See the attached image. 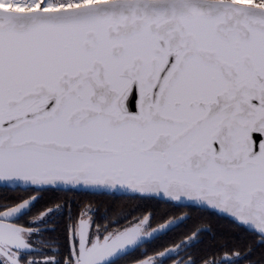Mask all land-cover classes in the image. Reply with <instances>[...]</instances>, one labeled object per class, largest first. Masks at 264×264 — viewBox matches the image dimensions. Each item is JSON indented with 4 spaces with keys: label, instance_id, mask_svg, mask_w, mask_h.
<instances>
[{
    "label": "snow or ice",
    "instance_id": "1",
    "mask_svg": "<svg viewBox=\"0 0 264 264\" xmlns=\"http://www.w3.org/2000/svg\"><path fill=\"white\" fill-rule=\"evenodd\" d=\"M0 184L131 190L264 237V0H0ZM34 199L0 205V264H39L40 229L19 223ZM69 231L43 264L148 242L141 225Z\"/></svg>",
    "mask_w": 264,
    "mask_h": 264
},
{
    "label": "flooded vegetation",
    "instance_id": "2",
    "mask_svg": "<svg viewBox=\"0 0 264 264\" xmlns=\"http://www.w3.org/2000/svg\"><path fill=\"white\" fill-rule=\"evenodd\" d=\"M10 189L13 191L16 190V188L11 187ZM67 191L68 192H66L65 195L70 197H74L80 192H82V194L88 193V191ZM30 192L33 191L30 190ZM89 194L90 192L88 195ZM33 196L36 197L34 200L35 202L38 196H40V193L36 192L15 202L12 201V196L8 195L7 197L0 198V205L14 207L23 200ZM68 204L72 206L71 209L68 208L65 210L64 207H62L64 203L59 205L57 204L47 207L44 211L36 216H33V211L30 209L28 214L22 216L19 221L21 225H32L33 227H38L40 229L39 234L33 237V240L35 241L34 246L36 248L34 258L39 262V264H43L45 259L53 255L56 256V259H60L61 261L67 257L70 248L71 235L69 226L77 222L80 218L88 219L92 224L93 230H96L97 228L101 230L107 228L109 232H120L131 226L141 225L143 228V233H145L160 224L174 220L182 215H186V218L183 220V222L180 223L178 227H174L166 234L161 235L158 239H168L173 236V232H176L181 228H183L182 231L186 230V232L191 230L189 234L181 240L191 236L197 230L200 231L192 240L181 245L178 249L171 253V256H161L160 254L166 249L177 245L181 240L177 243L170 244L161 250L152 251L148 245L154 240H157L153 239L145 243L142 247L132 251L122 259H119L117 264H143L145 260H159L164 261L165 264H191V262H194V264H205L206 261L208 264H213V262H215V264H223V262H232L233 260L238 261V264H264V237L249 231L247 228L240 226L236 222V224H233V221L230 220V218L213 210L194 206H177V204H175L174 209L166 210L164 213L165 216L168 215V218L163 221H159L158 223L153 224L150 217H146L128 226L110 228L109 226H104L96 222L93 207H87V205H81L73 202ZM49 209L53 211L49 212ZM3 210L5 209H0V211ZM193 216L195 217V226L189 229L184 225H186L187 222L193 218ZM41 219L43 220L42 223ZM145 221L147 222L142 223ZM62 222L66 223L67 234L65 241L60 239L63 235L49 236V232L53 231L55 227ZM228 232H231L235 236V239L240 240L241 244L238 243V245L236 243H232L228 245L229 240H227V237L230 234H228ZM199 245H201V248H199ZM202 246L210 249L211 247L215 246V248L211 251H203ZM32 258L33 257H29V259Z\"/></svg>",
    "mask_w": 264,
    "mask_h": 264
},
{
    "label": "trees",
    "instance_id": "3",
    "mask_svg": "<svg viewBox=\"0 0 264 264\" xmlns=\"http://www.w3.org/2000/svg\"><path fill=\"white\" fill-rule=\"evenodd\" d=\"M36 192L40 193V196L34 202V207H31L33 211V216L40 214L49 206L63 204L65 210L68 208L71 209L68 203L73 202L81 205H87V207H93L95 212V219L98 224L109 226L110 228H119L122 226H128L132 223H135L141 219L146 217H150L153 224L158 223L159 221H163L168 218V215L165 216L164 213L166 210L174 209L175 203L170 201H161L160 199L152 198V197H143L139 195H118L114 193H92L88 195L82 194V192L78 193L74 197H70L65 195L67 190L55 189V188H47L41 191H33L24 190L22 188L16 187V190L13 191L10 187H0V198L12 196V201H19L31 194ZM232 220V219H230ZM233 224H236L234 220H232ZM185 227L189 229L195 226V217L187 222ZM184 227V228H185ZM243 229V228H241ZM183 228L178 229L176 232H173V236L168 239H157L150 243L148 246L150 250L157 251L161 250L164 247L177 243L186 235L189 234L191 230L186 232L182 231ZM230 233V234H229ZM67 234L66 223L62 222L58 224L53 231L49 232V236L52 235L60 236L62 241H65V237ZM229 236L227 240H229L228 245L232 243H240L241 241L235 239V236L228 232ZM239 245V244H238ZM211 246V245H210ZM201 248V245H199ZM215 246L210 248H206L202 246L203 251H211L214 250ZM228 251V250H225Z\"/></svg>",
    "mask_w": 264,
    "mask_h": 264
},
{
    "label": "water",
    "instance_id": "4",
    "mask_svg": "<svg viewBox=\"0 0 264 264\" xmlns=\"http://www.w3.org/2000/svg\"><path fill=\"white\" fill-rule=\"evenodd\" d=\"M0 187H11V188H16L15 186H12V185H5V184H0ZM47 188H55V189H61V190L89 191V192H92V193H103V192H105V193H114V194H118V195L125 194V195H129V196H132V195H139V196H143V197H152V198L160 199V200H162V201H168L167 198H160V197L155 196V195L148 196V195H145V194H142V193H134V192H131V190H129V191H127V192H124V191H115V190H109V191H90V190H87V189H85V188H76V187H68V186H60V187H58V186H48V187H46L45 189H47ZM33 197H35V196H33ZM33 197H31V198H33ZM31 198H28V199H31ZM35 198H36V197H35ZM34 200H35V199H34ZM22 202H23V201H22ZM33 202H34V201H33ZM170 202H171V201H170ZM173 203L177 204L178 202H173ZM17 205H18V204H17ZM17 205H15V206H17ZM185 205H188V202H187V201H185ZM203 208H204V209H208V210H213V211H216V212L219 213L218 210H214V209H212L210 206H209V207H203ZM219 214H221V213H219ZM222 215H224V216H226V217H228V218L234 220V219H233L230 215H228V214H222ZM185 218H186V215H182V216H180V217H178V218H176V219H174V220H171V221L165 222V223H163V224H160V225H158L157 227L153 228L152 230H150V231H148V232H145V233H142V234L145 236V238H146V239L148 240V242H149V241L153 240V239H151V238L149 237V235H148L149 233H153V232H155L157 229L162 228L164 225L169 224V223H171V222H173V221H180L181 219H182V221H183ZM234 221H235V220H234ZM235 222H236V221H235ZM236 223L239 224L238 222H236ZM179 224H180V223H179ZM239 225L242 226L241 224H239ZM133 227H136V226H131V227L127 228V229H130V228H133ZM243 227H245V226H243ZM245 228H246V227H245ZM199 231H200V230H197V231L195 232V234L197 235V234L199 233ZM196 235H195V236H196ZM193 238H194V234H192L191 236H189V237H187V238L181 240L177 245L172 246V247L166 249V250L163 251L162 253H164V256L168 255L169 250H173V251L171 252V253H173V252H174L176 249H178L181 245H183V244H185L186 242L192 240ZM131 252H132V251H131ZM131 252H130V253H131ZM136 264H140V263H136Z\"/></svg>",
    "mask_w": 264,
    "mask_h": 264
}]
</instances>
